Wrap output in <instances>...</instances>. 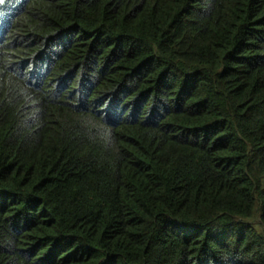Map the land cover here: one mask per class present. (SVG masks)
Masks as SVG:
<instances>
[{"label":"trees","instance_id":"1","mask_svg":"<svg viewBox=\"0 0 264 264\" xmlns=\"http://www.w3.org/2000/svg\"><path fill=\"white\" fill-rule=\"evenodd\" d=\"M0 264H264V0H0Z\"/></svg>","mask_w":264,"mask_h":264}]
</instances>
